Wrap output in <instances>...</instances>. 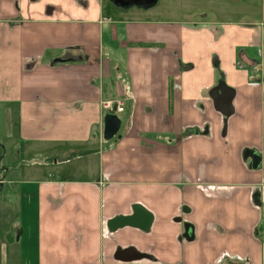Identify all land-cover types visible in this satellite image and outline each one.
<instances>
[{
	"label": "crops",
	"instance_id": "crops-1",
	"mask_svg": "<svg viewBox=\"0 0 264 264\" xmlns=\"http://www.w3.org/2000/svg\"><path fill=\"white\" fill-rule=\"evenodd\" d=\"M161 1L0 0V264H264V0Z\"/></svg>",
	"mask_w": 264,
	"mask_h": 264
},
{
	"label": "rangeland",
	"instance_id": "rangeland-1",
	"mask_svg": "<svg viewBox=\"0 0 264 264\" xmlns=\"http://www.w3.org/2000/svg\"><path fill=\"white\" fill-rule=\"evenodd\" d=\"M178 1H180L181 3L185 2V4H183V5L181 4V9L177 11V17H180L181 20L192 19L193 13L188 11V10H184V8H186L188 6L190 1L189 0H174L175 4H174V6H172V8H175V9L179 8V7H177ZM161 3L171 6V4H170L171 0H162ZM204 14H205V11H203L202 15H204ZM122 117H123V115H122ZM6 132H7V130H6V126H5L4 110L2 109V106H0V141L1 140H7ZM6 145L9 148V151L7 152L6 156H4V152L0 147V191L4 190V191H6V193H10V192L13 193V191L10 188L11 185H14L13 182L18 181V178L20 180L21 179H25V180L29 179V176H30L29 172L28 171L26 172L25 170L29 167L33 168V166H34L32 164L33 161H31L29 158H31L34 153H31L32 151L31 152H22L24 146H23V144L19 138H14V139L8 141ZM41 150L47 151L48 153L58 152L56 150L49 149V146L46 144L42 145ZM47 152H43L41 155H38L37 157H35V159H39L40 157L41 158L44 157ZM77 162H79V160L74 159L70 163H68L67 165H69V164L73 165ZM11 167L18 169L17 173L19 175L17 174L16 176H12L11 173L8 171L9 168H11ZM23 170H24V172H23ZM18 171H20V172H18ZM16 197H17V195H15L14 198H16ZM0 202H3V201L0 200ZM9 208L11 209L10 211H8V208L4 207L3 204H0V236L2 237L4 235H7L8 237L5 238V240L7 242L10 241L11 236L15 235L14 230H15V228L18 227L16 217L19 216V213H17L16 209H14L13 206L9 207ZM3 212H6V213L3 214ZM1 250H3V247L1 248ZM1 250H0V252H2Z\"/></svg>",
	"mask_w": 264,
	"mask_h": 264
},
{
	"label": "water",
	"instance_id": "water-1",
	"mask_svg": "<svg viewBox=\"0 0 264 264\" xmlns=\"http://www.w3.org/2000/svg\"><path fill=\"white\" fill-rule=\"evenodd\" d=\"M154 0H150L153 2ZM224 100V102H222ZM216 105L223 113L229 114L226 109L230 103L229 98L221 99V97L215 99ZM122 125V121L117 114L113 111H108L104 118V129H103V137L105 140L113 139L119 132Z\"/></svg>",
	"mask_w": 264,
	"mask_h": 264
},
{
	"label": "built area",
	"instance_id": "built-area-1",
	"mask_svg": "<svg viewBox=\"0 0 264 264\" xmlns=\"http://www.w3.org/2000/svg\"><path fill=\"white\" fill-rule=\"evenodd\" d=\"M105 107L108 108V111H113L115 114L119 115L125 110V102L123 100L107 102Z\"/></svg>",
	"mask_w": 264,
	"mask_h": 264
}]
</instances>
